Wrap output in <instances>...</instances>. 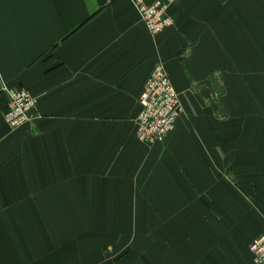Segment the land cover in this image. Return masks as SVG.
I'll list each match as a JSON object with an SVG mask.
<instances>
[{
  "label": "crops",
  "instance_id": "crops-1",
  "mask_svg": "<svg viewBox=\"0 0 264 264\" xmlns=\"http://www.w3.org/2000/svg\"><path fill=\"white\" fill-rule=\"evenodd\" d=\"M155 0H146L152 3ZM0 0V264H254L264 233V0ZM163 64L182 112L136 138ZM6 88L36 99L11 129Z\"/></svg>",
  "mask_w": 264,
  "mask_h": 264
},
{
  "label": "built area",
  "instance_id": "built-area-1",
  "mask_svg": "<svg viewBox=\"0 0 264 264\" xmlns=\"http://www.w3.org/2000/svg\"><path fill=\"white\" fill-rule=\"evenodd\" d=\"M129 1L151 36L162 33L173 24L169 10L177 0ZM2 90L9 95L3 115L5 123L11 129L28 125L34 118L36 99L27 89L3 87ZM178 95L164 65H155L138 98L141 109L136 118V138L141 143L146 146L163 144L174 131L182 112ZM248 249L254 264H264V233L253 239Z\"/></svg>",
  "mask_w": 264,
  "mask_h": 264
}]
</instances>
